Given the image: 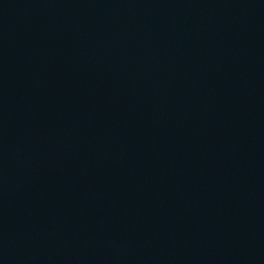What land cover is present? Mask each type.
Instances as JSON below:
<instances>
[{"label":"water","instance_id":"water-1","mask_svg":"<svg viewBox=\"0 0 264 264\" xmlns=\"http://www.w3.org/2000/svg\"><path fill=\"white\" fill-rule=\"evenodd\" d=\"M0 264H264V0H0Z\"/></svg>","mask_w":264,"mask_h":264}]
</instances>
